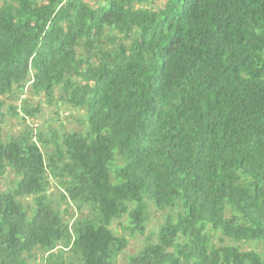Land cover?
Segmentation results:
<instances>
[{"label":"trees","instance_id":"1","mask_svg":"<svg viewBox=\"0 0 264 264\" xmlns=\"http://www.w3.org/2000/svg\"><path fill=\"white\" fill-rule=\"evenodd\" d=\"M156 1L0 0V264H264V0Z\"/></svg>","mask_w":264,"mask_h":264},{"label":"rangeland","instance_id":"2","mask_svg":"<svg viewBox=\"0 0 264 264\" xmlns=\"http://www.w3.org/2000/svg\"><path fill=\"white\" fill-rule=\"evenodd\" d=\"M160 0H157L156 3H159ZM157 6V5H155ZM28 90V88L26 89ZM58 95V94H57ZM22 99H29L30 105L37 107L40 105L42 108L43 113L38 114V117L35 119L36 122L33 125L34 127H38L39 125H42L41 128L44 132L50 131V128L57 130L59 133H62L63 131H71V130H79L81 127V118H82V112L80 113L79 110L72 111L66 110L64 107L63 110H61V117L58 120L56 116L53 114L55 108L50 107L45 99L43 97L39 98H33L28 93L22 96ZM8 104H14L13 100H7ZM20 104V102L18 103ZM7 111V109H5ZM32 122V119H29L25 122H20V120L17 119H10V116L7 115V121L6 126L3 132L4 138L7 140L9 136L19 137L21 136L22 132L26 129L28 124ZM51 197L54 199H58L61 197V192L57 190L56 186L51 188ZM62 201V200H60ZM30 205L32 204V200L27 201ZM164 212H159L157 210L153 211L151 222L147 225V229L144 235H132L130 237V243L127 246L126 250L120 255L118 259V264H128V257L132 254L137 253L140 248L143 247L144 242L146 239L152 237L154 239L155 235L152 232L158 231L160 223L164 221ZM125 218H122V220H117L112 225V228L117 230L118 234L121 235V222H124ZM245 249H250L249 247L245 246ZM41 261L38 260V262Z\"/></svg>","mask_w":264,"mask_h":264}]
</instances>
